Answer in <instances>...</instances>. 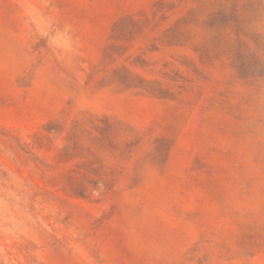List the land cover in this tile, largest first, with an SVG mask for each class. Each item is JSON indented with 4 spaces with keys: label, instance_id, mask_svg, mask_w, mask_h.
I'll return each mask as SVG.
<instances>
[{
    "label": "rangeland",
    "instance_id": "1",
    "mask_svg": "<svg viewBox=\"0 0 264 264\" xmlns=\"http://www.w3.org/2000/svg\"><path fill=\"white\" fill-rule=\"evenodd\" d=\"M0 264H264V0H0Z\"/></svg>",
    "mask_w": 264,
    "mask_h": 264
}]
</instances>
